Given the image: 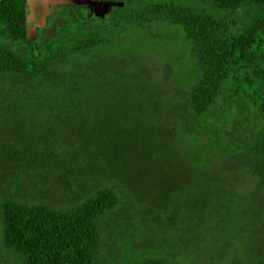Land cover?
Listing matches in <instances>:
<instances>
[{"label": "trees", "instance_id": "1", "mask_svg": "<svg viewBox=\"0 0 264 264\" xmlns=\"http://www.w3.org/2000/svg\"><path fill=\"white\" fill-rule=\"evenodd\" d=\"M95 1L112 7L100 17L74 19V7L66 4L30 39L28 0H0V141L17 140L7 136L12 129L7 118L13 114L44 111L69 118L66 114L89 110L95 95L120 86L149 99L165 97V117L173 120L174 135L184 132L194 138L191 155L172 157L168 163L177 159L180 164L177 173L167 168L174 175L161 182L165 197L182 188V180L203 193L204 181L196 179L204 177L205 196L194 200L192 208L206 209L214 200L231 209L233 201L246 207L240 194L254 191L253 209L263 214L264 226V0ZM166 27L174 28L187 45L193 73L186 87L164 59L155 64L136 49L138 39L156 37ZM221 97L238 103L242 127L260 125L257 140L226 147L213 133L204 144L196 121ZM56 120L54 125L67 121ZM137 122L119 129L112 122L109 147L97 155L103 159V173L125 177L140 189L145 185L141 179L160 175L162 159L155 149L159 143L170 146V140L163 131L152 136L154 131ZM97 132L105 134L101 128ZM27 144L30 148L27 142L23 147ZM5 145L1 143L12 153L18 150ZM130 159L138 165L127 169ZM119 200L111 186L65 212L7 196L2 204L5 246L26 264H104L99 219ZM244 264H264V233L248 249Z\"/></svg>", "mask_w": 264, "mask_h": 264}, {"label": "rangeland", "instance_id": "2", "mask_svg": "<svg viewBox=\"0 0 264 264\" xmlns=\"http://www.w3.org/2000/svg\"><path fill=\"white\" fill-rule=\"evenodd\" d=\"M86 6H80V11L75 10L73 18L100 17L112 7L100 2L88 5L89 8ZM52 34L50 32L48 36ZM136 49L140 56L148 55L155 64H161L164 59L182 86L190 84L193 66L188 48L174 28L166 27L156 37H141ZM167 99H149L120 86L95 95L89 110L66 114L69 118L44 111L10 115L7 119L12 129L7 136H16L17 140L0 141V264H26L4 243L2 204L5 197L15 194L24 201L48 204L67 212L98 190L111 186L118 192L120 200L99 219L103 244L100 255L104 264H244L248 249L264 233V226L260 224L263 214L259 215L253 209L258 196L256 192L239 189L236 194L243 193L240 195L244 197L246 207L233 201V209L221 206L216 200L206 209L191 207L194 200L200 201L205 196V177L196 179L200 184L204 181L203 193L193 190L189 184L183 185V180L182 188L171 198L162 193L161 182L165 175L177 173L180 164L176 159L175 164L168 165L170 159H185L183 154L191 155L194 139L184 132L174 135L177 131L173 128V120L170 122L165 117ZM241 112L237 102L227 103L225 98H219L196 121L197 127L204 132V144L210 143L213 133L218 134L226 147L257 140L260 125L242 127ZM56 117L67 121L54 125ZM137 121L148 131H154L152 136L163 131L170 140V146L158 142L160 145L155 149L162 159L160 175L141 179L145 185L140 189L130 185L125 177L123 180L118 178L119 175L113 178L103 173L100 166H104V162L97 155L109 147L115 127L123 128ZM48 127H55V130ZM100 128L105 134L97 132ZM75 132L78 136L73 134ZM24 142L30 143V148L28 144L24 148ZM1 143L12 147V151L18 150L13 154ZM47 143H50L49 148ZM132 160L127 169L138 165ZM186 160L190 163L189 157ZM213 161L218 163L214 158ZM168 167H172L173 173ZM232 193L227 192L226 196ZM76 199L78 201L73 204Z\"/></svg>", "mask_w": 264, "mask_h": 264}, {"label": "crops", "instance_id": "3", "mask_svg": "<svg viewBox=\"0 0 264 264\" xmlns=\"http://www.w3.org/2000/svg\"><path fill=\"white\" fill-rule=\"evenodd\" d=\"M66 3L73 6L86 5L85 0H28L27 18L29 38H37L38 26H43L46 22V17L54 13L58 8ZM88 5L90 6V4Z\"/></svg>", "mask_w": 264, "mask_h": 264}, {"label": "flooded vegetation", "instance_id": "4", "mask_svg": "<svg viewBox=\"0 0 264 264\" xmlns=\"http://www.w3.org/2000/svg\"><path fill=\"white\" fill-rule=\"evenodd\" d=\"M66 4H69V3H66ZM66 4H63V5H62L60 8H58L54 13L48 15V16L46 17V22H45V24H44L43 26H38V28H37V33H38V29H39V28H44V27H46L48 17L51 16V15H54L57 11H59L60 9H62V8L64 7V5H66ZM83 6H84V5H83ZM85 6H86V5H85ZM72 7H74L75 10H79V11H80L81 8H82V7H80V6H73V5H72ZM86 7L89 8L88 5H87ZM75 10L73 11L74 14H75V12H76ZM73 13H72V14H73ZM37 36H38V35H37Z\"/></svg>", "mask_w": 264, "mask_h": 264}, {"label": "water", "instance_id": "5", "mask_svg": "<svg viewBox=\"0 0 264 264\" xmlns=\"http://www.w3.org/2000/svg\"><path fill=\"white\" fill-rule=\"evenodd\" d=\"M96 2H98V1H95V0H85V3H88L90 5L93 4V3H96Z\"/></svg>", "mask_w": 264, "mask_h": 264}]
</instances>
